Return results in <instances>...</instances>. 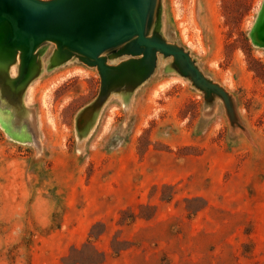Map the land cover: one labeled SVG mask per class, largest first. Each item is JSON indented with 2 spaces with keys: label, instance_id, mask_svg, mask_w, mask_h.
I'll use <instances>...</instances> for the list:
<instances>
[{
  "label": "rangeland",
  "instance_id": "rangeland-1",
  "mask_svg": "<svg viewBox=\"0 0 264 264\" xmlns=\"http://www.w3.org/2000/svg\"><path fill=\"white\" fill-rule=\"evenodd\" d=\"M149 12L189 59L134 37L103 54L106 84L0 24V264H264V0Z\"/></svg>",
  "mask_w": 264,
  "mask_h": 264
},
{
  "label": "water",
  "instance_id": "water-1",
  "mask_svg": "<svg viewBox=\"0 0 264 264\" xmlns=\"http://www.w3.org/2000/svg\"><path fill=\"white\" fill-rule=\"evenodd\" d=\"M150 4L151 0H0V24L9 23L10 43L27 48L28 59L37 46L51 41L56 44V58L65 49L70 56H78L86 63L96 65L102 82L106 84L107 64L103 54L134 37V46L146 47L148 53L155 49L165 56H173V59H189L181 47L173 49L169 42L160 41L155 34L148 32ZM249 36L254 44L264 46L255 33L251 34V27ZM174 65L176 68L175 61ZM189 67L194 70L191 63ZM6 69L9 70V65L4 71ZM181 74L207 92L198 75ZM213 85L215 89L212 91L222 92L219 86ZM100 107L101 104L84 110L77 125L82 134L89 114L92 112L91 116L95 118Z\"/></svg>",
  "mask_w": 264,
  "mask_h": 264
},
{
  "label": "bare ground",
  "instance_id": "bare-ground-1",
  "mask_svg": "<svg viewBox=\"0 0 264 264\" xmlns=\"http://www.w3.org/2000/svg\"><path fill=\"white\" fill-rule=\"evenodd\" d=\"M145 50H147L146 48H144Z\"/></svg>",
  "mask_w": 264,
  "mask_h": 264
}]
</instances>
